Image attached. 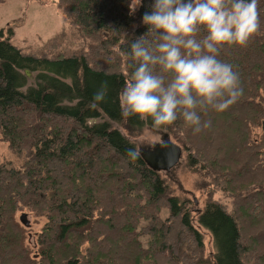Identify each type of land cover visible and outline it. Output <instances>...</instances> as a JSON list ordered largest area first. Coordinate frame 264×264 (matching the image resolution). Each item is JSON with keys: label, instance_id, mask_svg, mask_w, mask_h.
<instances>
[{"label": "trees", "instance_id": "trees-1", "mask_svg": "<svg viewBox=\"0 0 264 264\" xmlns=\"http://www.w3.org/2000/svg\"><path fill=\"white\" fill-rule=\"evenodd\" d=\"M130 2L58 0L68 21L105 54V66L95 65L90 53H24L11 43L12 29H0V132L17 151L30 143L23 166H0V264H264V130L258 139L251 135L264 121V0H257L259 27L247 44L223 45L218 52L238 73L242 93L222 112L201 113L210 126L195 134L180 117L161 128L121 117L119 97L132 71L130 44L146 32L141 17L152 0H141L132 14ZM145 37L151 39L150 33ZM25 69L34 73L31 84ZM101 89L104 97L92 107ZM111 123L171 134L230 205L209 201L193 221L188 201L169 192ZM135 188L143 198L133 194ZM145 198L169 211L152 254L135 237L129 213ZM23 210L45 217L34 256L16 219ZM196 224L211 234V259L203 257ZM183 247L187 254L179 256Z\"/></svg>", "mask_w": 264, "mask_h": 264}, {"label": "clouds", "instance_id": "clouds-1", "mask_svg": "<svg viewBox=\"0 0 264 264\" xmlns=\"http://www.w3.org/2000/svg\"><path fill=\"white\" fill-rule=\"evenodd\" d=\"M140 4L131 0L129 14ZM141 22L151 39L144 33L130 44L132 71L119 97L121 117L153 128L180 117L194 134L209 127L201 113L226 110L243 91L233 65L218 52L223 45H246L257 31V0H152ZM103 97V89L97 91L91 106Z\"/></svg>", "mask_w": 264, "mask_h": 264}, {"label": "rangeland", "instance_id": "rangeland-1", "mask_svg": "<svg viewBox=\"0 0 264 264\" xmlns=\"http://www.w3.org/2000/svg\"><path fill=\"white\" fill-rule=\"evenodd\" d=\"M57 4L58 0H0V29L3 28L6 31L11 28L13 31L10 36L11 43L24 53L48 57L90 53L88 55L93 57L95 65L105 66V54L99 52L90 37H85L79 28L68 21ZM27 77L28 83L31 84L34 73L29 71ZM55 123L59 124L60 121L55 119ZM111 125L128 138L137 150H143L160 142L164 131L147 126L129 131L122 123H111ZM263 130L264 121H262L261 126L252 129V137L258 139ZM169 138L182 148V155L179 163L171 171H159V174L164 178L172 195L177 196L180 200L188 201L192 220L194 221L196 214L209 201L218 200L230 205L231 200L226 196V192L215 185L214 180L207 175L205 169L201 165L189 163L190 150L176 141L171 134H169ZM24 143L21 151H17L0 132V166L14 169L23 166L27 160L24 146L30 144L28 140ZM133 194L139 195L137 198H140L142 193L135 188ZM124 197L127 198L128 196L124 195ZM141 198H143V195ZM137 202L139 208L135 206L129 212L131 213V225L135 226L136 234L138 231L139 237H135L142 247L148 249L149 253L152 254L154 251L153 244L160 240L159 236L164 229L163 225L160 226V224L165 222L169 211L161 202H158L155 206L150 205L146 198L145 205L142 199ZM102 207L104 208L101 203L95 213H99ZM140 207L142 210L139 211ZM22 212L26 213L25 219L29 222L28 226L21 224L26 231L25 244L30 248L31 255L34 256L39 247L37 237L45 223V217L34 211L23 210ZM20 213L16 216L17 221ZM148 214L156 216L157 220H150L149 217L145 216ZM115 217L113 219L116 220ZM195 227L202 234L203 257L204 259H211L213 253L211 234L197 224ZM183 251L184 253L179 256L187 254L185 247H183ZM185 260L180 259L176 264H186Z\"/></svg>", "mask_w": 264, "mask_h": 264}, {"label": "water", "instance_id": "water-1", "mask_svg": "<svg viewBox=\"0 0 264 264\" xmlns=\"http://www.w3.org/2000/svg\"><path fill=\"white\" fill-rule=\"evenodd\" d=\"M26 76L29 75V70L25 69ZM138 154L145 164L154 171L169 172L176 166L182 155V148L170 140L168 133L162 132L160 142L139 150ZM26 213H21L19 221L22 225L28 226L29 222L25 219Z\"/></svg>", "mask_w": 264, "mask_h": 264}, {"label": "bare ground", "instance_id": "bare-ground-1", "mask_svg": "<svg viewBox=\"0 0 264 264\" xmlns=\"http://www.w3.org/2000/svg\"><path fill=\"white\" fill-rule=\"evenodd\" d=\"M161 139H162V137H161ZM138 151H139V150H137V153H138ZM139 156H140V155H139ZM144 163H145V162H144ZM20 215H21V214H20ZM19 217H20V216H19Z\"/></svg>", "mask_w": 264, "mask_h": 264}]
</instances>
